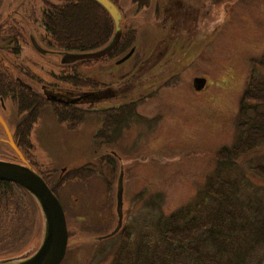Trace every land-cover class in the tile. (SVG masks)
<instances>
[{"label":"rangeland","instance_id":"obj_1","mask_svg":"<svg viewBox=\"0 0 264 264\" xmlns=\"http://www.w3.org/2000/svg\"><path fill=\"white\" fill-rule=\"evenodd\" d=\"M9 1L3 2L4 16ZM165 1L151 0L149 7L138 9L131 0H118L120 26L136 31L134 56L122 64H115L114 60L95 62L80 67L79 72L107 86L116 83L113 86L120 92L121 76L129 72L136 59L144 58L156 42L164 39L169 24L163 18ZM192 1L201 6L200 0ZM214 12L217 16L206 20L213 26L194 41L184 37L183 32L176 39L179 41L170 43L168 53L139 90L124 98L99 99L94 103L99 109L143 99L137 109L138 116L112 144L102 145L94 140L101 125L100 116L95 112L69 129L57 121L49 105L40 110L30 134L34 167L50 165L56 170L55 177L85 164L95 169L86 181H66L56 194L68 228L67 249L61 264H116L123 232L129 240L144 231H148L147 240L155 237L151 232L153 224L162 214L167 216L196 201L198 188H203L207 179L217 184L220 180H234L241 186L242 170L237 164L220 161L218 153L239 139L236 114L247 79L250 75L264 78V71L257 64V60L264 59V0H218ZM193 22H185L181 30L193 27ZM5 61L26 85L41 87L35 77L27 75L30 72L51 90L75 97L76 102L71 105L82 108L89 105L76 99L89 88H72L50 75L49 72H59V57L48 53L40 56L24 44L17 56L8 54ZM195 77L206 80L201 91L192 86ZM3 109L0 107V113L6 121L16 118L12 101L6 100ZM2 140L5 135L0 127ZM251 153L241 158L244 172L251 171L253 165L264 164V143ZM109 155L114 157L110 165L101 162L104 158L111 160L107 159ZM120 169L123 172L122 224L112 237L97 240L117 224L116 190ZM244 181L250 188H256L260 194L258 199L264 201V180L247 174ZM151 199L158 202L159 208L151 206ZM203 200L208 203L210 196L206 194ZM144 226L148 229L141 228ZM35 238L32 243L37 241L38 237ZM255 248L248 264H255L256 259L264 264V249Z\"/></svg>","mask_w":264,"mask_h":264},{"label":"trees","instance_id":"obj_2","mask_svg":"<svg viewBox=\"0 0 264 264\" xmlns=\"http://www.w3.org/2000/svg\"><path fill=\"white\" fill-rule=\"evenodd\" d=\"M55 1L46 0L42 9L47 44L54 50L88 53L99 50L110 42L115 30L113 19L95 0ZM110 1L118 6V0ZM3 2L4 0H0V105L8 99L14 103L16 118L6 122L14 143L24 155L27 164L43 178L52 192L57 194L66 181H86L95 169L92 165L85 164L68 169L55 177L56 170L50 165L42 164L39 168L34 167V162L31 160L33 146L30 134L39 119L40 110L49 105L57 121L65 124L69 129L76 127L87 114L95 112L100 116L101 125L94 135V140L98 144L113 142L120 136L123 128L138 116L137 107L143 100L119 107L95 108L96 101L113 95L111 85L107 86L83 76L78 69L82 66H91L95 62L122 57L135 47L136 31L120 26L122 33L119 41L106 56L85 58L73 64H62L63 69L57 74L49 72L58 83L72 88L90 89L84 92L79 100L89 104L86 108L60 104L49 100L40 91L29 89L5 67L6 55L17 56L20 53L19 44L23 40L25 43V38L23 28L13 15V8H8L5 16L2 15ZM131 2L138 9H144L149 7L151 0H131ZM166 22L169 24L164 39L156 42L150 51L147 57L148 66H154L157 56L166 54L171 47L170 43L180 39L178 37L183 32L184 37H190L189 39L194 41V38L201 36L203 31L213 26L212 23L200 20L193 29L187 28L182 31L181 27L185 24L182 20H166ZM201 24L204 27H199ZM257 64L264 71V59L257 60ZM27 73L32 78L35 77L37 82L42 81L40 77ZM236 126L239 139L234 145L222 148L218 154L220 161L237 164L242 170L243 176L239 181L241 186L234 180L229 182L220 180L217 184L212 182L211 178L207 179L204 187L198 188L196 201L194 199L167 216L162 214L153 224L151 232L153 231V235L155 233V237L147 240L145 235L148 231H144L129 240L123 232V242L115 257L116 264H248V261L252 260L255 247L264 249V201L258 199L260 195L258 190L250 188L244 181L247 174L264 180V164H249V167L253 165L251 171L246 169L244 172V164L241 162L243 156L254 152L264 143V78L262 76L255 78L250 75L247 79L239 98ZM107 159L111 160L104 158L101 162L110 165L114 157L109 155ZM0 160L20 162L9 144L3 140L0 141ZM245 191L248 192L244 193ZM206 194L210 196L208 203L204 200L202 202ZM150 204L159 208L157 201L151 199ZM141 228L148 229L147 226ZM41 233L40 209L33 196L16 183L0 180V260L31 255L39 246ZM35 237H38L37 241L32 243L36 240ZM259 261L256 259L254 263L258 264Z\"/></svg>","mask_w":264,"mask_h":264},{"label":"water","instance_id":"obj_3","mask_svg":"<svg viewBox=\"0 0 264 264\" xmlns=\"http://www.w3.org/2000/svg\"><path fill=\"white\" fill-rule=\"evenodd\" d=\"M111 16L115 30L110 42L103 48L88 53H69L65 54L62 62L71 63L81 59H94L107 55L118 43L121 36L119 21L121 13L110 0H95ZM133 52L131 49L119 62L126 60ZM205 85V79L195 77L193 87L201 90ZM53 100L54 97H51ZM0 125L6 134V142L18 156L21 163L0 160V180L16 183L25 188L35 199L40 209L42 220V233L38 248L27 257L11 258L0 260V264H60L65 256L68 231L65 213L60 201L52 190L48 187L42 177L36 173L26 162L20 150L14 143L12 133L0 115ZM116 212L117 225L109 234L99 237L106 238L114 235L122 224V172L118 179L116 192Z\"/></svg>","mask_w":264,"mask_h":264},{"label":"flooded vegetation","instance_id":"obj_4","mask_svg":"<svg viewBox=\"0 0 264 264\" xmlns=\"http://www.w3.org/2000/svg\"><path fill=\"white\" fill-rule=\"evenodd\" d=\"M45 1L46 0H10L6 9L11 8V7L13 8V11H14L13 15L15 16V19L20 23L21 27L23 28V32H24L23 37L25 38V43H24V40L21 41V43L19 44V49H18L19 52H21V45L28 44V46H30L33 49V51L36 54H39L40 56L45 53H48L49 55H55L59 57V62L62 65L64 64L62 62L64 58L62 51L54 50L53 47L47 44V33H46V30L44 29L43 22H42V14H43L42 5H44ZM200 1H201V6H199L198 4H195L192 0H166L165 1L166 6L163 12V18L165 21L166 20H171V21L172 20L173 21L182 20L183 22L194 21L193 27H195L196 25H198L197 23L200 20L206 21L208 17L217 16L216 12H214V9L218 3V0H200ZM38 3L40 4V7H38ZM193 27H188V28L193 29ZM135 49L136 47H134L132 54L125 61L121 63H117V60L119 59L117 58V59H113L114 60L113 63L122 64L126 62L127 60H130L135 54ZM166 52L168 53V50ZM166 54L160 57L157 56V59L155 61L156 63L153 64L154 66L147 65L149 64V61L147 60L148 55H146L144 58L136 59V61H134L135 63H133L129 72H127L125 76H121V81L123 85V88L121 89V91L119 92V90L115 88V86H113V84H116V83H113L110 86V88L112 89L111 93H113L114 97L109 96L108 99L109 98L115 99V98H120V97L124 98L129 93H132L135 90H139L144 84H146L148 80L147 76L151 75L152 70L157 68V66L161 63L162 59L164 58ZM28 62H32V61H28ZM106 62H110V61H106ZM5 67H7L8 72L11 75L17 76L16 77L17 80H19L20 82L22 81L21 80L22 78L18 76L19 74L17 75L13 72V68L11 66L6 65ZM62 69L63 68L60 67L59 71ZM146 71L148 72L144 75ZM40 83H41V87L37 89L30 85L28 86L24 82H22V84L26 85L29 89L44 93L45 96L48 97V99L50 98L49 100L53 102H57L60 104H65V105H71L76 102L74 100L75 97L70 98L69 96H67V94H64L60 91L52 90L53 92H51V88H48L45 83H42V82ZM114 90H116V93L114 92ZM121 92H123L121 96H118V97L115 96ZM80 96L76 98L77 101L80 100ZM51 97H54V99L52 100ZM139 100H143V99H135V100H130V101L128 100V101H125L124 103L109 105L107 107H102V108L119 107V106H122L128 103L139 101ZM0 107L4 111L3 109L4 104L0 105ZM112 143L113 142L107 145H110ZM102 145H105V144H102Z\"/></svg>","mask_w":264,"mask_h":264}]
</instances>
